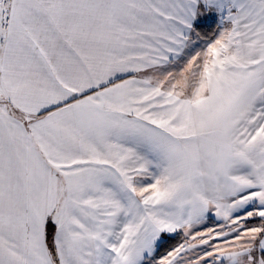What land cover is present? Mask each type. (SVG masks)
Masks as SVG:
<instances>
[{
	"label": "snow or ice",
	"instance_id": "obj_1",
	"mask_svg": "<svg viewBox=\"0 0 264 264\" xmlns=\"http://www.w3.org/2000/svg\"><path fill=\"white\" fill-rule=\"evenodd\" d=\"M0 264H264V0H0Z\"/></svg>",
	"mask_w": 264,
	"mask_h": 264
}]
</instances>
